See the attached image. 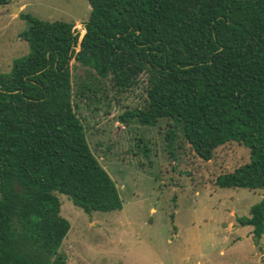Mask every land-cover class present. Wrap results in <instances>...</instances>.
Here are the masks:
<instances>
[{
  "label": "trees",
  "instance_id": "obj_1",
  "mask_svg": "<svg viewBox=\"0 0 264 264\" xmlns=\"http://www.w3.org/2000/svg\"><path fill=\"white\" fill-rule=\"evenodd\" d=\"M73 24L18 15L28 54L0 74V264H65L69 230L57 194L89 215L121 209L114 182L87 145L73 97L93 102L106 81L124 93L144 76L145 100L119 116L145 127L169 120L196 158L235 143L247 162L215 177L220 189L261 191L249 208L264 233V0H85ZM9 0H0L5 7ZM77 48V50H76ZM84 69L74 84L70 62Z\"/></svg>",
  "mask_w": 264,
  "mask_h": 264
},
{
  "label": "rangeland",
  "instance_id": "obj_2",
  "mask_svg": "<svg viewBox=\"0 0 264 264\" xmlns=\"http://www.w3.org/2000/svg\"><path fill=\"white\" fill-rule=\"evenodd\" d=\"M18 12L0 7V74L28 54L19 34L28 27L20 15L73 24L78 36L89 14L85 0H14ZM77 50V48H76ZM71 83L84 69L70 62ZM93 102L73 97V110L84 128L89 150L114 182L121 209L89 215L57 194L59 216L69 224L59 252L65 264H264V235L255 245L249 208L261 191L220 189L216 176L247 162V151L235 143L214 150L203 162L195 157L169 120L145 127L119 116L144 104V76L136 87L116 93L103 81ZM257 246V247H256Z\"/></svg>",
  "mask_w": 264,
  "mask_h": 264
},
{
  "label": "water",
  "instance_id": "obj_3",
  "mask_svg": "<svg viewBox=\"0 0 264 264\" xmlns=\"http://www.w3.org/2000/svg\"><path fill=\"white\" fill-rule=\"evenodd\" d=\"M8 7H9V10L6 13L10 14L13 12H18V8L14 7V0H9Z\"/></svg>",
  "mask_w": 264,
  "mask_h": 264
},
{
  "label": "crops",
  "instance_id": "obj_4",
  "mask_svg": "<svg viewBox=\"0 0 264 264\" xmlns=\"http://www.w3.org/2000/svg\"><path fill=\"white\" fill-rule=\"evenodd\" d=\"M264 235V233L261 235V237ZM261 237H260V239H261ZM257 247V246H256Z\"/></svg>",
  "mask_w": 264,
  "mask_h": 264
}]
</instances>
